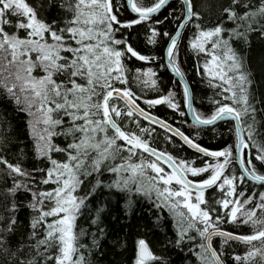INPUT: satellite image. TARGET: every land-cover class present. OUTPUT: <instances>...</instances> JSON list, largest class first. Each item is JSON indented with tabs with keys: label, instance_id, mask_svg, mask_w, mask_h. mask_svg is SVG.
<instances>
[{
	"label": "snow or ice",
	"instance_id": "1",
	"mask_svg": "<svg viewBox=\"0 0 264 264\" xmlns=\"http://www.w3.org/2000/svg\"><path fill=\"white\" fill-rule=\"evenodd\" d=\"M166 5L171 7L169 0H152L150 4L144 0H125L119 6L115 0H76L66 9L72 15L61 27L59 21L47 23L39 19L26 0H0V53L4 61L0 65V89L20 111L32 117L29 126L36 140L37 156L46 158L50 164L27 172L19 163L0 156L4 174L13 180L8 192L13 196L20 189L29 192L32 196L29 206L38 213L31 224L30 239L35 240L34 245H23L15 252L4 247L17 224L15 216L9 217L7 227L0 229V250L10 254L16 264H50L52 261L55 264H83V255L73 259L77 252L73 233L75 220L86 200L94 197L97 189L103 188H115L128 194H132L134 188L135 193H142L149 199L155 193L156 207H168L177 217L179 239L176 245L179 246L194 230L202 241L207 242L201 243L200 248L202 253H210L212 264H223L211 248L214 236L223 238L225 243L259 241L260 248L250 250L244 257L236 256L235 260L250 261L257 255L264 260V191L259 190L264 189V142L257 143L254 139L260 133L256 127V110L251 103L254 97H250L248 90L251 74L229 44L233 38L247 40L252 32L264 40V0H231L221 5L222 18L214 28L203 29L200 23L194 24L196 33L189 45L197 53L211 56L203 66L204 71L222 82V94H230L224 95V100L232 101L231 104L216 101L219 106L209 117L195 109V97L184 82V73L177 63L181 31L201 17L193 10V0H182L179 13L173 9L161 20L157 14ZM121 8L130 10L135 17H122ZM153 19L154 24L150 23ZM228 21L236 27L225 29L223 25ZM145 23L150 30V43L155 44L157 37L167 38V66L181 78L184 103L191 113L192 124L204 127L234 119L237 123L234 146L211 151L180 128L152 115L150 109L164 104L181 116L186 115L175 102L172 91L158 98L144 99L126 87L129 84L126 58L158 59L140 54L130 43L134 39L132 31ZM165 23L176 24L175 35L157 31L156 26ZM6 27L15 28L16 32L10 34ZM20 30L26 33L24 37L18 34ZM225 32L229 40L223 39ZM117 34L121 38L117 39ZM209 42L211 50L206 47ZM219 48L224 50L223 57L215 54ZM36 70L42 71L43 75H33ZM136 73L134 79L144 88L158 87L153 69L143 72L137 69ZM139 99H143L149 110L140 106ZM246 120L251 123L245 126ZM145 121L147 124L143 123ZM37 125L43 127L38 129ZM153 125L165 130L167 141L179 137L185 145L212 158L215 163L205 162L204 166L197 167L195 161L177 160L153 147L152 144L157 142ZM57 136H64L70 142L61 148L53 143ZM53 153L63 154L66 158L62 161L54 159ZM133 157H138L139 162ZM164 165L170 171H166ZM149 170L154 175L146 176ZM105 172L115 174L117 179L105 184L100 179ZM206 173L210 174L198 182L188 179L189 175L201 177ZM16 176L24 179L16 180ZM91 177H95L91 189L78 196L77 190H84ZM248 181H251V188ZM51 185L54 187L50 190H40L41 186ZM213 187L222 197L215 206L205 199V191ZM7 211H16L14 202ZM257 211L261 215L258 216ZM49 217L51 222H48ZM222 224L251 225L254 231L251 235H237L223 230ZM39 228H44L43 239L38 238ZM137 244L135 264H149L157 259L144 239L138 240ZM25 247L31 256L20 258ZM57 249L58 254H53ZM198 255L204 259L202 254Z\"/></svg>",
	"mask_w": 264,
	"mask_h": 264
},
{
	"label": "trees",
	"instance_id": "2",
	"mask_svg": "<svg viewBox=\"0 0 264 264\" xmlns=\"http://www.w3.org/2000/svg\"><path fill=\"white\" fill-rule=\"evenodd\" d=\"M26 2L36 10L39 19L47 23L56 20L61 22V27H63V21L70 19L72 15L66 9L69 4L74 5L76 0H26ZM115 2L119 6L124 4L125 0H115ZM144 2L150 4L152 0H144ZM230 2L231 0H193V10L199 13L201 19L199 21L194 20L185 27L178 46L177 63L192 87L193 96L195 97L194 107L204 117H209L214 113L219 106L216 101L229 104L232 101L224 100V95L230 94H222V88L220 87L222 82L204 71L203 66L207 61H210L211 56L197 53L190 47L189 41L196 33L195 23H200L203 29L214 28L222 18L221 5ZM61 5H64V7L62 8ZM170 5L171 7L167 6L161 13L157 14L161 20L173 9L178 13L182 10V1H174ZM121 16L135 17L126 8H121ZM150 23L154 24L155 20L153 19ZM156 27L159 32L169 31L173 35L177 26L174 23H165ZM223 27L232 29L236 27V24L228 21ZM6 31L12 34L16 32V29L6 27ZM18 34L21 37L26 35L23 30H20ZM125 35H127V32H125ZM132 35L134 39L130 43L140 54L158 59L139 61L136 58L130 60L126 58L124 63L129 70L126 73L129 78V84L126 87H130L136 96H142L144 99L158 98V96L167 95L169 91H172L175 94V102L180 104V110L186 114L183 86L169 73L167 64H165L164 50L168 44L167 38L157 37L155 44L150 43L148 23L143 26H136L135 31H132ZM116 38L121 37L117 34ZM223 39L229 40L227 32L223 34ZM49 43H51L50 38ZM229 44L236 54L243 59L245 70L251 74L250 79L252 82L248 86V90L250 97H254L251 99V103L256 110V127L260 133L254 139L257 143L264 142V60H262V57H264V40L255 32H252L249 33L247 40L233 38L229 40ZM206 47L211 50V42ZM223 52L224 50L219 48L215 51V54L223 57ZM2 56L3 54L0 53V65L4 63ZM33 59H35V54H33ZM149 68L156 73L153 77L157 81L158 87L156 88H144L142 84L134 79L137 75V69L143 72ZM33 75L39 76L43 73L36 70ZM224 87H227V85H224ZM137 102L146 110H149L147 105L143 103V99H139ZM150 111L174 124L190 138H194L202 147L209 150H222L229 145H235L236 126L232 120L204 128L194 126L187 115L181 116L179 112L173 111L166 104L156 106ZM30 119L32 117H29L26 112L20 111L14 101L8 99L3 89H0V156H6L12 163H19L22 169L27 172L50 166L46 158L41 159L37 156L36 140L29 126ZM143 123L147 124L146 121ZM247 123H251V121L246 120L245 126ZM42 127V125H37L38 129ZM152 127L156 129L154 135L157 139V142L152 144L153 147L171 154L177 160L195 161L197 167L204 166L205 162L215 163L212 158L204 157L202 154L192 151L176 137L171 142L167 141L164 134L165 130L155 125ZM68 142L70 141L64 136L53 138V143L61 148L65 147ZM53 158L62 161L66 157L60 153H53ZM133 160L139 162L138 157H133ZM164 167L170 171L167 165H164ZM4 172L3 165H0V229L7 227L9 217L15 216L17 224L14 232L7 237L8 243L4 245V247L15 252L23 245L35 244V240L30 239L31 224L38 213L29 206L32 202V196L29 192L20 189L14 196L8 192V189L13 186V180L7 177ZM209 174H202L201 177L189 175V177L198 182L200 179L207 178ZM151 175L154 174L149 170L146 176ZM237 175H239V172H237ZM15 179L22 181L24 178L16 176ZM100 179L105 184H109L117 177L115 174L105 172ZM94 183L95 177L89 178L86 181L84 190L78 189L76 194L78 196L85 195V191L90 190L91 185ZM143 183L146 187L147 181L145 180ZM247 183L251 188V181ZM51 187H54V185L41 186L40 190H50ZM259 190L264 191V189ZM193 195H195V192H193ZM221 198L218 189L215 187L205 191V199L213 206ZM13 202L16 205V211L10 213L7 209L12 207ZM156 203L155 193L149 199L142 193H135L134 188L132 194L119 192L115 188L97 189V194L86 200L85 206L81 208L75 220L73 233L76 236L75 246L77 252L74 254L73 259H78L80 255H83V264H135L137 260V242L144 239L157 258L150 261L149 264H206V262L212 264L210 253H202L200 248V244H206V241H202L194 230L184 237L179 246L176 245V241L179 239L177 217L169 211L168 207L162 205L157 208ZM99 209H102V211L98 213ZM180 210L187 211L186 209ZM257 215L259 216L261 213L257 211ZM51 220L52 218L49 217L48 222H51ZM93 221L96 222L93 223ZM220 227L239 235H251L254 231L251 225L222 224ZM43 236L44 228H39L38 238L43 239ZM189 237H193V239H189ZM214 247L225 264H253V262L264 264V260L259 255L253 257L250 261L238 262L235 260L236 256L244 257L250 250L260 248L259 241H255L253 244L237 241L225 243L221 238L214 241ZM58 252L57 249L56 253L53 254H58ZM198 254H202L204 259H201ZM19 255L20 258H28L31 256V252L25 247L24 252ZM0 264H16V261L10 254L6 255L0 250ZM50 264H55V262L52 261Z\"/></svg>",
	"mask_w": 264,
	"mask_h": 264
},
{
	"label": "water",
	"instance_id": "3",
	"mask_svg": "<svg viewBox=\"0 0 264 264\" xmlns=\"http://www.w3.org/2000/svg\"><path fill=\"white\" fill-rule=\"evenodd\" d=\"M174 1H178V0H169V3H172V2H174ZM179 1H182V0H179ZM167 6L168 5H166L165 6V8H167ZM164 9H162L161 11H163ZM130 11V10H129ZM133 14V13H132ZM133 16H135V14H133ZM184 30V29H183ZM181 31V37H182V35H183V32L184 31ZM173 35H175V33L173 34ZM181 39V38H180ZM180 39L178 40V45L180 44ZM167 46H168V44H167ZM167 46H166V48H167ZM166 48H165V50H166ZM165 50H164V53H165ZM165 64H167V60H166V58H165ZM180 67V66H179ZM167 69H168V71H169V73L171 74V75H173L176 79H177V81L179 82V84L181 85V86H183V84L181 83V78L175 73V72H173L172 71V69L171 68H169L168 66H167ZM181 69V68H180ZM181 71H182V69H181ZM183 72V71H182ZM184 82L185 83H187L188 85H189V87H190V91H191V93H192V95H193V92H192V87H191V85L189 84V81H188V79H187V77H186V75H184ZM141 106V105H140ZM142 107V106H141ZM185 107H186V105H185ZM196 109V108H195ZM151 114L152 115H154V116H157V115H155L154 113H152L151 112ZM186 115H187V118H189V120L192 122V117H191V113L189 112V110L187 109V107H186ZM158 117V116H157ZM160 118V117H159ZM161 119H163V118H161ZM165 120V119H164ZM227 120H232V121H234L235 122V126H237V123H236V121L234 120V119H227ZM227 120H221V121H217L216 123H220V122H224V121H227ZM168 122V121H167ZM169 123V122H168ZM216 123H215V125H216ZM171 124V123H170ZM174 127H177V126H175L174 124H172ZM156 127H158V128H160L159 127V125H155ZM209 126H212V125H209ZM206 126H204V128H205ZM160 129H162V128H160ZM164 130V129H163ZM182 131V130H181ZM170 134V133H169ZM186 134V133H185ZM187 135V134H186ZM179 141H181L182 143H183V141L182 140H180V138L179 137H176ZM196 142V141H195ZM197 143V142H196ZM184 144V143H183ZM189 149H191L192 151H195V149H192L191 147H189L188 145H186ZM212 151V150H211ZM210 158V157H209ZM188 179L189 180H192V179H190L189 177H188ZM193 181V180H192ZM194 182V181H193ZM224 230V229H223ZM226 231V230H225ZM234 233V232H233ZM235 234H237V233H235ZM237 235H239V234H237ZM215 239H221V237H219V236H214V237H212V240H211V248L212 249H214L216 252H217V250L214 248V246H213V241L215 240ZM147 242V241H146ZM237 242H240V243H243V242H241V241H237ZM147 244H148V242H147ZM206 244H207V242H206ZM148 246H149V244H148ZM149 249L151 250V248H150V246H149ZM136 252L138 253V246H137V250H136ZM151 252H152V250H151ZM153 253V252H152ZM218 253V252H217ZM219 255V254H218ZM220 257V256H219ZM220 260H221V258H220ZM222 262H223V264H225V262L223 261V260H221Z\"/></svg>",
	"mask_w": 264,
	"mask_h": 264
},
{
	"label": "rangeland",
	"instance_id": "4",
	"mask_svg": "<svg viewBox=\"0 0 264 264\" xmlns=\"http://www.w3.org/2000/svg\"><path fill=\"white\" fill-rule=\"evenodd\" d=\"M166 171H168L167 169H165ZM193 197H195V195H193ZM138 245V244H137Z\"/></svg>",
	"mask_w": 264,
	"mask_h": 264
}]
</instances>
